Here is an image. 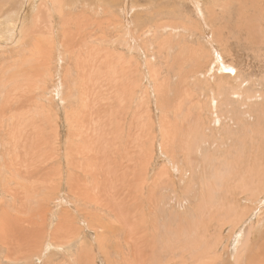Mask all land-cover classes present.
I'll return each mask as SVG.
<instances>
[{"label":"rangeland","instance_id":"rangeland-1","mask_svg":"<svg viewBox=\"0 0 264 264\" xmlns=\"http://www.w3.org/2000/svg\"><path fill=\"white\" fill-rule=\"evenodd\" d=\"M65 1L0 0L27 39L0 45V230L20 246L10 256L0 237V264H237L239 241L264 264V0ZM98 132L118 160L98 164L108 177L76 153ZM188 135L192 160L167 150Z\"/></svg>","mask_w":264,"mask_h":264},{"label":"bare ground","instance_id":"bare-ground-1","mask_svg":"<svg viewBox=\"0 0 264 264\" xmlns=\"http://www.w3.org/2000/svg\"><path fill=\"white\" fill-rule=\"evenodd\" d=\"M53 1V3L54 4H58V0H52ZM92 1H94V0H85V3H83V5H86V6H90L88 3L89 2H92ZM112 1H114V3H116L117 5L118 4H120L121 3V8L124 10L125 9V6H124V4H125V2H127V0H112ZM194 4H195V6H196V8H197V10H198V6H197V0H191ZM62 2H64V4L66 3V1L65 0H59V8L58 9H63V7L61 6V3ZM67 2H68V0H67ZM80 3H81V1H79ZM29 4V3H28ZM63 4V5H64ZM27 6H29V5H27ZM65 6V5H64ZM30 8V7H29ZM84 8V7H83ZM28 11V10H27ZM62 13V12H61ZM78 13V12H77ZM76 13V14H77ZM80 13H81V15L84 17V19H85V17H86V15L82 12V11H80ZM12 14V13H11ZM26 14H28L27 12H26ZM66 15H67V13H66ZM73 15V14H72ZM79 15V14H78ZM74 16V15H73ZM26 17V16H25ZM42 17V16H41ZM75 17V16H74ZM24 18V17H23ZM84 19H82V23H80L79 21V23L77 22V28L78 29H81V32H80V34H82V33H85L86 32V29L88 30L89 29V27H91L90 26V24H84L83 22H84ZM36 20V19H35ZM77 20V19H76ZM202 20L204 21L205 19H204V17H202ZM21 21H22V16H20V17H18V15H10V14H7L6 16H5V19H4V16L3 15H0V45L1 46H3L2 45V43H4V42H2L3 41V39H4V37H5V39L7 38V37H10V44H13V45H15V44H18V43H20L21 41H22V43L23 42H25L27 39H25V38H23V39H21L20 38V36H22V32H21V29H20V24H21ZM30 21V20H29ZM33 21V20H32ZM94 22H97V21H93V22H91V24L92 23H94ZM35 23V22H34ZM38 23V22H37ZM36 24V23H35ZM72 24H73V22L71 21L70 22V16H68L67 18H66V20H65V22H64V29H63V34H64V39H63V46H65V47H67V48H72V46L74 45V43L76 42L75 40L77 39V42H78V40H80V39H78V38H81L80 36L78 37V38H71V36H69L68 34H67V32H68V29L69 30H71V28H72ZM74 24V25H75ZM32 25H34V24H32ZM93 25V24H92ZM97 25H100L101 26V24H100V22H99V24H97ZM111 25V24H110ZM39 26V25H38ZM37 26V27H38ZM94 26V25H93ZM99 26V27H100ZM111 27V26H110ZM84 28H85V31H83L84 30ZM76 29V28H75ZM101 29V28H100ZM69 32H71V31H69ZM91 33V32H90ZM93 33V32H92ZM72 34V33H71ZM70 34V35H71ZM77 33H75V35H76ZM89 34V33H88ZM72 36H73V34H72ZM89 36V35H88ZM82 38H84V37H82ZM123 38V37H122ZM68 40H69V42H68ZM75 41V42H72V41ZM82 40V39H81ZM70 41H71V43H70ZM111 41H113L114 43H121V41H120V38L119 39H116V40H113V38H112V40ZM76 42V43H77ZM81 42V41H80ZM79 42V43H80ZM9 42L7 41V43L6 44H8ZM21 44V43H20ZM68 44V45H67ZM69 44H70V47H69ZM83 45V44H82ZM9 46H11V45H9ZM21 46V45H20ZM40 46V45H39ZM42 46V45H41ZM6 47V46H5ZM16 48H17V46H16ZM39 49H40V47H38ZM43 48V47H42ZM59 48V47H58ZM84 48V47H83ZM7 49V48H6ZM43 49H45V48H43ZM43 49H42V51H43ZM15 50V49H14ZM16 50H18V49H16ZM81 50H82V48H81ZM39 51V50H38ZM84 51L86 52L85 54H89V50H85L84 49ZM41 52V51H40ZM52 52V51H51ZM42 53V52H41ZM44 53V52H43ZM79 53H81V52H79ZM94 53V52H93ZM39 54V53H38ZM113 54V53H112ZM49 55H51V54H49ZM58 55V54H57ZM114 55H115V53H114ZM51 57V56H50ZM120 57V56H119ZM194 57L195 58H200V57H198V56H196V55H194ZM40 58V57H39ZM16 59V58H15ZM201 59V58H200ZM92 60V59H91ZM91 60H88V61H83L81 64H83V66H84V68H88L89 66H88V64H89V62H92ZM216 60H217V62L214 64V65H217V63L219 62V63H221L222 65H224V66H226V67H228L225 63H222V62H220L221 60L223 61V59H222V57L221 56H217V58H216ZM79 62V61H78ZM86 62V63H85ZM94 62V61H93ZM96 62V61H95ZM94 62V63H95ZM80 63V62H79ZM102 63V62H101ZM11 65V64H10ZM79 65V64H78ZM90 65V64H89ZM93 65V64H92ZM88 66V67H87ZM94 66V65H93ZM218 67H221L220 65H217ZM78 67H81V66H78ZM91 68H93L92 66H91ZM25 69V68H24ZM33 69V68H32ZM82 69H83V67H82ZM90 70V69H89ZM84 71H85V69H84ZM86 71H87V69H86ZM6 72L7 71H3V73L6 75ZM87 73V72H86ZM91 73H93V72H91ZM15 74V73H14ZM90 74V73H89ZM32 75V74H31ZM8 76V75H7ZM90 76L92 77V75L90 74ZM13 77V76H12ZM8 78V77H7ZM11 77H9V79H10ZM89 79H91V78H89ZM15 81H17V80H15ZM15 81H13V82H15ZM9 82V81H8ZM15 83H17V85H18V82H15ZM21 83H22V81H21ZM6 84H7V82H6ZM166 83H164V85H165ZM16 85V86H17ZM20 85V84H19ZM90 85V84H89ZM6 86V85H5ZM16 86H15V88H16ZM101 86V85H100ZM166 86H167V84H166ZM86 87V86H85ZM84 87V88H85ZM9 88V87H8ZM11 88L13 89L14 87H12L11 86ZM100 88V87H99ZM165 89H166V87H164ZM17 89V88H16ZM15 89V90H16ZM89 89H90V87H89ZM94 89H96V86L94 87ZM163 89V88H162ZM7 89H4L3 90V94L5 93V95L8 93V91H6ZM91 90V89H90ZM89 90V91H90ZM100 90V89H99ZM214 90H215V88H213L212 87V89L211 90H209L210 91V94H215L214 93ZM13 91V90H12ZM40 91V90H39ZM86 91L87 90H85V92L83 91V93H86ZM96 91V90H95ZM163 91V90H162ZM167 91V90H166ZM216 91V90H215ZM19 92V91H18ZM21 92V91H20ZM24 92V91H23ZM101 92V91H100ZM14 93V92H13ZM22 93V92H21ZM90 93H91V91H90ZM167 93V92H166ZM18 94V93H17ZM89 94V93H88ZM101 94V93H100ZM104 94V93H103ZM162 94H163V92H162ZM164 94H165V92H164ZM168 94V93H167ZM9 95H11V93L9 94ZM89 95H92V94H89ZM231 95H233V96H237L238 95V92L237 91H235V90H231ZM14 96V95H13ZM12 96V97H13ZM163 96V95H162ZM168 96V95H167ZM20 97H24V95H22V96H20ZM215 98H217L216 97V95H213L212 96V98L210 99V102L211 103H213L214 102V100H215ZM8 101H9V103H12V100H15V99H13V98H9V99H7ZM21 100V99H20ZM15 101H17V100H15ZM22 101H25V102H23V103H26V100L24 99V100H22ZM21 101V102H22ZM88 101V100H87ZM89 102V101H88ZM16 105V104H15ZM9 107V106H8ZM23 107H25V106H23ZM169 107V106H168ZM10 108V107H9ZM11 108H12V106H11ZM16 108V107H15ZM177 112V111H176ZM181 112V111H180ZM19 114V113H18ZM178 114V113H177ZM216 115H217V113H216ZM216 115H215V117H216ZM3 116V115H2ZM17 116V115H16ZM24 116V115H23ZM170 115H167V118L169 117ZM176 116V115H175ZM174 116V117H175ZM17 117H20V116H17ZM176 118V117H175ZM219 118H220V116L219 117H217V121H218V124H220V121H219ZM4 119V118H3ZM170 119V118H169ZM168 119V120H169ZM20 120H21V118H20ZM178 120V119H177ZM10 121V120H9ZM15 121V120H14ZM78 122H79V120H78ZM3 123V122H2ZM5 123V122H4ZM178 123H173V126H174V128L177 130V128H176V125H177ZM13 125V124H12ZM14 125H15V123H14ZM27 126V125H26ZM93 126H94V128L96 129V128H99V130H100V128H102V127H100V124H99V122L97 121V120H93ZM25 127V126H24ZM174 128H171V131L173 132L174 131ZM13 129V128H12ZM25 129V128H24ZM24 129H22V133H21V135H17L16 137H19L18 138V140H14L12 143L13 144H15V145H17L19 142H21L20 140L22 139V135L24 136L25 134V130ZM35 129H36V127H35ZM179 129V128H178ZM24 130V131H23ZM186 133V132H185ZM10 134V133H9ZM14 135V134H13ZM182 135V134H181ZM80 136L82 137V138H86V142H87V140H88V137L86 136V135H84V132L83 131H81L80 132ZM101 136H102V133H100V132H98V138H97V140H94L96 137H94L93 136V139H91L90 141H89V146H87V147H85V145L83 146V147H79V146H77V150H76V153H80V154H82L83 155V157H86L87 159L89 158V160H93V162H94V164L92 165V166H88V164H86V165H84L82 168H85V169H83V170H86V169H89L90 167H94V170H95V173H97V174H102V173H104L105 174V176L106 177H108V175H109V170L110 169H108V170H106V171H104V169L105 168H111V165L113 164V166L115 167V165L118 163V160H117V158H114L113 156H112V154H111V152L109 151V149L107 148V145H106V137L105 136H103V140H102V138H101ZM173 137V136H172ZM176 137V135L174 134V137L173 138H175ZM197 137V136H196ZM195 137V138H196ZM14 138V137H13ZM26 138V137H25ZM177 138V137H176ZM175 138V139H176ZM181 139H182V137H180ZM12 139V138H11ZM166 139L167 140H171V141H173L169 136H166ZM186 139L187 140H184L185 141V144H184V146H183V144H181V143H175L174 145L173 144H166L165 146H166V148H167V150L170 152V153H172V152H175L176 150H185V155L187 156V157H189L191 160H192V157H193V152L195 151V150H197L198 149V146H199V143H198V141L197 140H195V141H192V142H190L189 144H188V140H189V135L186 137ZM10 140V139H9ZM13 140V139H12ZM115 141H117V140H114V142ZM183 143V142H182ZM38 144V143H37ZM91 144H96V145H98L99 147L98 148H96V149H94L93 147H91L90 145ZM24 146L23 148H28L27 146H25V145H23L22 143H19L18 144V146ZM27 145V144H26ZM182 145V146H181ZM176 146V147H175ZM30 147H32L31 145H30ZM177 148V149H176ZM178 148H180V149H178ZM30 150V149H29ZM68 152H70V154L73 152V150H72V148H70L69 149V151ZM25 153V152H24ZM74 153L75 152H73L72 154L74 155ZM16 154V153H15ZM14 154V155H15ZM18 154V153H17ZM20 154V153H19ZM69 154V155H70ZM20 159V158H19ZM17 160H18V156H17ZM22 161V160H21ZM19 162V161H18ZM75 161H73V163H74ZM99 163H102V166L104 167V169H102V167H101V169H97V167H98V164ZM20 164V163H19ZM22 164V163H21ZM6 165L8 166V164L6 163ZM10 165H12V163L10 164ZM16 166V165H15ZM107 166V167H106ZM18 167V166H17ZM20 167V166H19ZM12 168H14V167H12ZM11 169V168H10ZM93 170V171H94ZM92 171V172H93ZM91 172V173H92ZM94 173V172H93ZM94 173V174H95ZM27 175V174H26ZM25 177V176H24ZM26 178V177H25ZM24 178V179H25ZM216 178H217V180H219V183H223V178L221 179V173L219 172L218 173V175H216ZM26 180V179H25ZM28 180V179H27ZM30 181V180H29ZM74 182H75V176H73V177H71L70 178V183H71V187H72V190H73V192L74 193H76V191H75V188H74ZM22 185V184H21ZM24 185V184H23ZM19 187V186H18ZM32 187V186H31ZM220 187V186H219ZM20 188H22V190H23V186L22 187H20ZM19 188V189H20ZM95 188H102V187H99V186H95L93 189L95 190ZM106 188V187H105ZM104 189V188H103ZM109 189H110V187H109ZM32 190H33V188H32ZM97 190V189H96ZM107 190V189H106ZM106 190H104V192L103 193H105V192H107ZM112 190V189H111ZM24 191V190H23ZM28 191V190H27ZM92 191L93 190H91V192L90 191H85V193H84V195H85V199H88L87 200V204H92V202L93 201H96V203L97 202H99V203H101V206H103V203H102V200H101V197H102V195H97V192L95 191L94 193L95 194H93L92 193ZM113 191V190H112ZM16 192H17V190H16ZM29 192V191H28ZM28 192H25V193H27V195H28ZM19 193V192H18ZM21 193V192H20ZM30 193V192H29ZM102 193V194H103ZM110 194V193H109ZM115 194V193H114ZM25 195V194H24ZM32 195H34L33 193H32ZM105 195V194H104ZM15 196V195H14ZM18 196V195H17ZM26 196V195H25ZM29 196V195H28ZM31 196V195H30ZM106 196V195H105ZM112 197V196H111ZM110 197V198H111ZM213 197L210 195V196H207V197H205V199H207L208 200V202L212 199ZM104 199V198H103ZM107 199V198H106ZM28 201V200H27ZM83 206H85V204L83 205ZM87 206V205H86ZM97 208V207H96ZM104 208V206L102 207V209ZM96 210H99L98 208L96 209ZM101 210V209H100ZM89 212V211H88ZM104 213V212H103ZM96 216H97V214H96ZM96 216H95V218H96ZM100 217V216H99ZM102 217H103V214H102ZM101 217V218H102ZM100 218V219H101ZM5 219H6V217H4V222H3V225L2 226H5V224H7L6 223V221H5ZM7 220H9L8 218H7ZM102 222V221H101ZM10 223V222H9ZM104 225V224H103ZM102 225V226H103ZM8 226V224L6 225V227ZM6 227L5 228H3V227H1V230H0V237H1V239L3 238L4 239V242L8 245V249H9V255L10 256H12L13 254H14V252H15V250H16V248H18V250L20 249V246L18 245V243L17 242H15L14 240H12V238H11V236L9 235V233L7 232V230H6ZM32 228V227H31ZM179 231V230H178ZM182 231V230H181ZM256 231H258V227L257 226H255V225H253V226H251V228H250V230H249V233H247V234H245V238L243 239V242H245L247 239H248V237H249V235L250 234H253L254 232H256ZM182 232H184V233H181V235H176L175 236V238L176 239H180L181 241L182 240H184V239H186L188 236H190L189 234V231H187V230H184V231H182ZM11 233V232H10ZM178 233V232H177ZM179 234V233H178ZM12 235V234H11ZM256 235V233H254V236ZM185 236H187V237H185ZM108 237V236H107ZM185 237V238H184ZM242 237L243 236H241V240H242ZM109 238V237H108ZM183 238V239H182ZM176 239H174L173 238V240H176ZM188 239V238H187ZM38 239H34V241H37ZM251 241H254L253 239L251 240ZM257 241V240H256ZM255 241V242H256ZM262 241V240H261ZM184 242V241H183ZM239 243H240V245L238 246V253H237V257H236V261H237V264H245L246 262V264H255V263H257V261L256 260H253V259H249V257H248V254H249V252H250V250H251V252H253L254 251V249H256L255 247H256V245H255V247H252L251 249H250V247H249V243L247 242V243H244V244H242V241H239ZM257 243V242H256ZM259 245H260V243H258ZM31 247H32V243H31ZM259 250V249H258ZM258 250H256V252H258ZM264 252V249L263 250H261L260 249V255H264V254H262ZM192 254V256H194L195 254L193 253V252H190V255ZM252 254H254L255 255V253L253 252ZM257 254V253H256ZM250 255V254H249ZM250 256H252L253 257V255H250ZM251 257V258H252ZM256 257V256H255ZM254 258V257H253ZM259 258V257H258ZM260 259V258H259ZM259 259H258V261H259ZM84 260H82L81 259V263L83 262ZM244 261H246V262H244ZM137 264H140V263H137Z\"/></svg>","mask_w":264,"mask_h":264}]
</instances>
